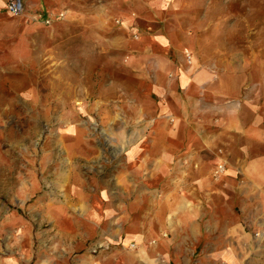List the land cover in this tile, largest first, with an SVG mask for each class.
Instances as JSON below:
<instances>
[{"label":"crops","instance_id":"0c3cea01","mask_svg":"<svg viewBox=\"0 0 264 264\" xmlns=\"http://www.w3.org/2000/svg\"><path fill=\"white\" fill-rule=\"evenodd\" d=\"M22 3L14 16L0 0V51L93 41L125 52L132 79L134 138L106 177L52 203L59 236L42 240L50 256L37 264H247V229L264 227V58L229 23L247 13L234 0Z\"/></svg>","mask_w":264,"mask_h":264},{"label":"rangeland","instance_id":"374dc122","mask_svg":"<svg viewBox=\"0 0 264 264\" xmlns=\"http://www.w3.org/2000/svg\"><path fill=\"white\" fill-rule=\"evenodd\" d=\"M234 1L230 10L247 18L229 21L230 27L244 31L246 42L260 44L264 58V0H241L240 7ZM61 14L56 21L64 19ZM177 18L169 16V27L178 28ZM35 44L21 39L0 51V264L46 260L50 251L42 240L59 236L50 224L52 203L78 187V180L85 185L106 177L101 174L116 166L110 156L115 151L122 156L126 141L134 138L125 52L100 53L93 41L75 39L39 45L37 56ZM115 95L120 98L112 99ZM247 232L261 237L264 227ZM253 239L246 262L264 264V243Z\"/></svg>","mask_w":264,"mask_h":264},{"label":"built area","instance_id":"2783aa9c","mask_svg":"<svg viewBox=\"0 0 264 264\" xmlns=\"http://www.w3.org/2000/svg\"><path fill=\"white\" fill-rule=\"evenodd\" d=\"M6 9L7 11L14 16H18L23 12V3L22 0H6ZM41 18L42 15H39ZM58 17H62V14H59ZM51 19H44L45 24H49Z\"/></svg>","mask_w":264,"mask_h":264}]
</instances>
